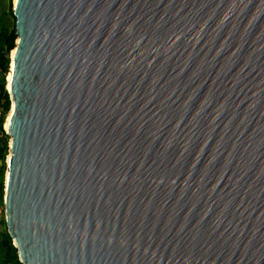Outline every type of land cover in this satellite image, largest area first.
Segmentation results:
<instances>
[{
    "label": "water",
    "instance_id": "water-1",
    "mask_svg": "<svg viewBox=\"0 0 264 264\" xmlns=\"http://www.w3.org/2000/svg\"><path fill=\"white\" fill-rule=\"evenodd\" d=\"M13 14L4 212L23 264H264V0Z\"/></svg>",
    "mask_w": 264,
    "mask_h": 264
},
{
    "label": "trees",
    "instance_id": "trees-1",
    "mask_svg": "<svg viewBox=\"0 0 264 264\" xmlns=\"http://www.w3.org/2000/svg\"><path fill=\"white\" fill-rule=\"evenodd\" d=\"M14 0L0 1V264H23L14 245L6 223L4 212L5 178L9 154L10 136L4 125L11 110V99L6 87L7 72L11 64V52L16 45ZM7 4L6 7L4 5Z\"/></svg>",
    "mask_w": 264,
    "mask_h": 264
},
{
    "label": "bare ground",
    "instance_id": "bare-ground-1",
    "mask_svg": "<svg viewBox=\"0 0 264 264\" xmlns=\"http://www.w3.org/2000/svg\"><path fill=\"white\" fill-rule=\"evenodd\" d=\"M13 52H14V51H13ZM13 52H12V53H13ZM11 76H12V68H10V69L8 70V73H7V84H6V87H9V85H10V79H11ZM10 114H11V111H10V113H9V115H8V117H7L6 123H5L6 127H8V121H9Z\"/></svg>",
    "mask_w": 264,
    "mask_h": 264
},
{
    "label": "rangeland",
    "instance_id": "rangeland-1",
    "mask_svg": "<svg viewBox=\"0 0 264 264\" xmlns=\"http://www.w3.org/2000/svg\"><path fill=\"white\" fill-rule=\"evenodd\" d=\"M0 1H1V0H0ZM6 6H7V4L4 5V7H6ZM1 217H2V215L0 214V218H1Z\"/></svg>",
    "mask_w": 264,
    "mask_h": 264
}]
</instances>
